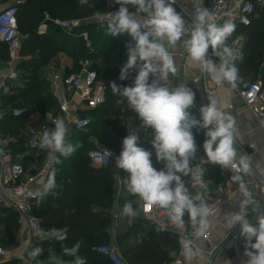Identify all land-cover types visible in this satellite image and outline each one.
<instances>
[{"label": "clouds", "instance_id": "9594fccd", "mask_svg": "<svg viewBox=\"0 0 264 264\" xmlns=\"http://www.w3.org/2000/svg\"><path fill=\"white\" fill-rule=\"evenodd\" d=\"M80 3L91 7L89 0H80ZM192 3L194 12L191 13V22H188L173 7L176 0H109V7H119L108 13V34L112 37L127 34L130 37L125 45L127 61L120 68L118 79L124 81L135 72L132 86L118 85L115 81L109 86L114 95L127 101L141 121L137 130L128 132L123 139L116 167L128 173L125 180L129 193L138 197L145 206L167 210L177 227L184 225L187 214L191 223L197 226V237L217 227L227 232L239 226L244 237L243 256L246 258L241 264H264V204L253 192L241 183L235 200L237 210L221 214V209L210 207L199 191L191 194L183 179L191 176L194 182L205 188L202 178L206 164L238 168L245 173L251 170L250 157L239 154L236 147L239 131L234 117L216 99L209 98L207 105L199 108L201 118L197 120L189 111L195 106L193 90L184 85L173 86L169 79L170 74L177 71L171 49L178 43L184 49L189 64L206 73L211 83L234 89L240 79L235 62L242 60L243 55L227 43L236 25L230 21L218 25L203 4L197 0H192ZM96 19L102 20V17ZM212 57L218 58L219 62ZM52 123L54 129L42 130L40 147L47 149L49 158L59 163L57 153L67 158L77 150V146L66 142L69 128L64 119L58 118ZM193 128L205 130L204 156L195 169L191 162L196 158L198 144ZM148 129L152 130L150 144L156 161L163 164L159 170L154 167L152 151L141 146L139 132ZM233 179L239 181L240 177ZM55 186L53 171L36 194L43 199ZM133 203L128 201L123 208L129 222L139 215ZM250 212L257 215L255 225L249 222ZM46 235L59 242L67 239L66 231L56 228ZM189 244L184 242L186 251L190 253ZM81 245L82 241H77L70 248L63 247L64 254L75 257L74 264H86L85 259L78 255ZM42 252L41 247L27 251L29 259L25 264L36 261ZM50 262L61 264L54 253L50 255Z\"/></svg>", "mask_w": 264, "mask_h": 264}, {"label": "trees", "instance_id": "16d2710c", "mask_svg": "<svg viewBox=\"0 0 264 264\" xmlns=\"http://www.w3.org/2000/svg\"><path fill=\"white\" fill-rule=\"evenodd\" d=\"M0 1L7 2L8 0ZM18 1L16 21L18 32L22 36L20 54L29 57L14 64L21 84L12 86L8 93L1 96L4 106L10 105L13 110L21 111L19 115L10 113L0 118V139L11 137L14 140L9 144L10 150L13 153L25 150L27 137L22 126L29 115L33 113L56 114L59 111L58 102L52 95L50 84L43 72L50 62L56 61L59 54L65 55L70 60V68L66 69L67 74L76 72L82 60L90 59L97 77L104 84L105 102L90 111L91 114L97 116L99 126L88 134H91L98 142L104 140L105 143L113 145L114 139L110 137L109 131L116 133L123 140L127 136L125 135L127 129L130 131L137 129L141 124L138 114L129 107L124 98L114 95L109 86L112 81L118 85H133L135 72L124 81L118 79L120 68L127 61L125 45L130 40L127 34L112 37L107 32V22L102 26L96 25V29H92L95 24L92 21L84 23L71 34L51 23H48L45 32L38 31L45 15L50 18L87 19L98 13L118 9L119 5L109 7V0H89L91 7L81 4L80 0ZM234 24L236 28L227 41L228 45L231 46L233 38L239 33L244 36L243 47L238 50L242 53L243 59L235 62L240 77L235 89L240 90L257 79L264 83V66L262 65L264 8L255 4L248 24L239 22H234ZM84 31L89 34L92 41L93 50L91 52L84 47L81 37ZM209 56H211V48ZM0 59L4 62L9 61L8 50L3 43H0ZM215 60L219 62L216 57ZM189 111L197 120L201 118V114L196 111L195 107ZM94 122L87 130H90ZM86 131L74 129L72 136L66 138V142L76 145L77 150L67 158L58 153L57 157L60 162H55L48 174L49 177L53 171L55 172L56 186L43 199L37 198L36 214L41 217L43 227L64 230L67 239L62 242L54 237L42 240L33 244V247H27L26 256L27 251L41 247L42 254L32 262L54 264L47 259L54 253L55 256L74 263L75 257L64 254L63 247L70 248L77 241H82L78 255L85 259L86 264H111L106 256L99 254L95 249L100 245L113 246V244L120 256L129 264L172 263L177 257L178 236L146 219L140 211L139 198L128 192L126 184L117 196H112L116 175L106 167L93 168L90 166L88 152L92 149V143L87 140L88 134L84 133ZM192 131L198 144L196 158L191 162V166L195 169L200 158L204 156L202 144L205 140V130L193 128ZM143 137L141 146L152 151L151 158L154 167L158 170L163 168V164L156 161L154 149L150 144L152 130L144 131ZM99 143L106 146L103 142ZM204 168L206 171L202 179L206 187L203 189L207 191H213L218 184L228 178L226 169L220 165L206 164ZM117 176L127 178L128 173L119 169ZM183 179L189 192L196 194L198 189L190 185L191 176L183 177ZM128 201H133L134 208L139 212V215L131 222H129L130 218L123 213L124 205ZM112 212L115 213L114 219L117 218V221L120 216L126 218L125 223L118 224L116 221L118 225L114 231V242H111L109 235V227L114 220ZM17 221L16 211L0 203V241L3 247L15 243L14 229ZM184 221L190 226L191 221L187 214ZM237 243L244 251V237L241 232L238 233ZM1 264L13 263L6 261Z\"/></svg>", "mask_w": 264, "mask_h": 264}, {"label": "built area", "instance_id": "2783aa9c", "mask_svg": "<svg viewBox=\"0 0 264 264\" xmlns=\"http://www.w3.org/2000/svg\"><path fill=\"white\" fill-rule=\"evenodd\" d=\"M18 2V0H8L6 4L0 8V43H3L7 47L9 56L8 64L10 65L17 64L18 61L22 59L25 60L29 57L20 54V38L22 36L18 32L16 21V4ZM197 3L203 4V7L210 10L218 25H223L228 21L232 23L239 22L248 24L255 4L264 8V0H208L206 2L204 0H197ZM173 7L188 22H191V13L194 12V6L187 9L182 3L176 0V4H174ZM116 10L117 9L98 13L87 19L50 18L48 15H45L38 27V31L40 33L45 32L48 23H51L62 31L71 34L75 29L86 22L88 23L95 20L101 25L105 24L109 19L108 13L115 12ZM96 17H102V20H98ZM81 37L84 47L88 52H91L93 50V45L89 34L84 31L81 33ZM92 64L90 59H84L81 61L78 70L70 74L66 73V69L70 68V65L61 63L56 65L54 62H50L46 66L49 75L52 77L49 83L50 89L52 95L58 102L59 111L56 114L48 113L43 121L35 127L30 126L29 137L26 140L28 150L45 155L44 162L36 173L27 174L22 165L12 161L9 154L0 153V202H5L6 205L16 211L18 215L17 226L14 229L16 239L14 244L15 247L22 246L26 249L35 243L50 238L46 233L53 228H44L41 217L36 214L38 196L36 194L37 190L34 188L33 184L39 176L44 178L48 177L49 172L55 164V160L49 158L47 149L40 147V137L42 136V130L44 128L49 130L54 129L55 126L52 121L58 118L64 119L66 125L75 130L86 131L92 125L94 118L91 116L90 111L96 109L105 102L104 84L97 77L96 70L92 68ZM262 65L264 66V51L262 53ZM61 72H64V74ZM3 74V77H6L8 80H17V72L14 69L7 71L6 74L3 69H0V76ZM151 79L150 77L149 82H151ZM197 80L198 79H194L193 83H196ZM207 82H209L210 85H207ZM204 83L205 102L201 106L207 105L209 98H214L218 102L217 90L222 85L211 83L206 73H204ZM237 94L241 98L244 106L257 119L259 127L264 131L263 81L257 79L246 88L237 90ZM229 108L231 109L232 106H229ZM12 113L14 115H19L21 111L19 109H14ZM2 117L3 116L0 115V118ZM90 142L93 144L92 149L88 153L90 166L93 168L106 167L111 172L115 174L118 173L119 168L116 167L115 161L120 153H115L112 149L99 143L96 139H91ZM236 147L239 154L247 155L246 149L238 144ZM56 156H58V153ZM225 169L228 175L227 183L228 185L230 184L229 186L226 187L225 184L218 185L213 191H201L205 202L210 207L216 208L225 203L229 198L236 196L239 192L241 183L245 184L248 189H250L251 186H253V188L258 186L264 200V172L259 173L260 179L258 183H255L249 180L246 177V173L240 171L238 168ZM236 176L240 177L239 181L233 179ZM190 185L196 188L199 184L194 182L191 178ZM139 208L146 219L155 222L159 227L163 228L156 217V212L159 208L145 206L141 201H139ZM113 223H115V219ZM196 230L197 226L191 223L190 226L178 236V251L176 258L182 264H188L193 254L198 251L197 243L199 241L208 242L210 240L211 229L200 237L196 236ZM229 234L232 235L234 239L237 238V234H233V231L230 230ZM185 241L190 242V253L185 249ZM112 242L114 241L112 240ZM95 250L99 254L106 256L111 264H129L120 256L114 244L113 246L100 245L96 247ZM6 254V249L0 246V257ZM19 259L25 260V257L21 255ZM244 259L246 258L244 257Z\"/></svg>", "mask_w": 264, "mask_h": 264}, {"label": "crops", "instance_id": "0c3cea01", "mask_svg": "<svg viewBox=\"0 0 264 264\" xmlns=\"http://www.w3.org/2000/svg\"><path fill=\"white\" fill-rule=\"evenodd\" d=\"M178 1L182 3V5L187 9L193 7L192 0H178ZM237 36L238 39L242 41L241 47L240 45L237 46V40L231 43V47L240 50L243 47L244 36L241 33H239ZM233 45H236V47ZM171 51L175 59L177 71L175 74L172 75L170 74L169 79L172 82L173 86L184 85L190 87L193 90V92L195 93L194 107L199 110V107L205 102L203 87L206 82L204 83V73L199 72L197 69L193 68L189 64L186 53L179 43L175 46V48L171 49ZM212 58L215 60V57ZM52 62H54L56 65L59 63L70 65L69 58L62 54H59L56 58V61L54 60ZM0 69H3L5 74L7 73V71H10L12 69L18 72L14 68V65H10L8 64V62H4L1 59H0ZM43 72L47 81L50 83L52 77L49 75L47 67L44 68ZM61 73L64 74V72ZM3 76L4 74L0 76V83L1 86H3L0 87V90H2V93L4 94L8 93L12 86L21 84L18 78L17 80L12 81V80H8L6 77ZM194 79H198L196 83H193ZM207 85H210V83L207 82ZM217 98H218V104L236 120L237 128L239 131L237 144L243 147L244 149H246L247 155L250 157L251 170L250 172L246 173V177L249 180L258 183L260 179L259 173L264 172V131L259 127L257 119L254 117V115L242 103L241 98L237 94V89L235 88L233 89L228 85H222L217 90ZM229 106H232V108L230 109ZM12 112L13 109L10 107V105L4 106L0 96V115L7 116ZM43 119L44 117L40 113H33L29 115V117L23 123L22 126V130L25 136L27 137L26 139H28L29 137L30 126L35 127L37 124L43 121ZM11 142H14V140H12L11 137L0 139V153L9 154L12 161L14 163L22 165L27 174L36 173L43 164L45 155L39 154L34 151H30L26 148V146H25V151L13 153L9 148V144ZM35 156L40 157L42 161L38 160ZM115 175L117 178L116 183H118L120 177L117 176V173ZM227 180L228 178L225 180L226 187L230 185V184L228 185ZM46 181L47 178L39 176L35 180L33 186L36 190H41L43 184L46 183ZM196 189H198L200 193L201 191L205 190L199 187V185L198 187H196ZM249 190L253 192V194L256 196L257 199L261 201L262 204L264 203L261 190L258 186H256L255 188L251 186ZM237 197L238 194L236 196L229 198L227 201H225V203L219 205L216 208L221 209V214H223L226 211H236L237 209L235 207V200ZM1 205L8 207L5 202L1 203ZM112 213H113L112 217L114 219L115 213L114 212ZM156 217L160 222V224L163 226V228L160 227L161 229L171 233H175L177 236H179V234L183 233L189 227L185 221L182 227H177L170 220L165 209L159 208L158 211L156 212ZM248 219L252 221L251 223L257 222V215L255 213L250 212ZM231 231H233V229ZM237 238H238V234H237ZM237 238L234 239L232 235L229 234V231L225 232L219 227L211 229L210 240L208 242L199 241L197 243L198 251L193 254L188 264H241V261L244 260V257H243V251L238 246ZM14 244L3 247L4 249H6L7 254L3 257H0V264L6 261L12 262L13 264H25V260H28V257L26 256L27 248L25 249L22 246L15 247ZM21 255L25 257V260L19 259V256ZM58 257L60 259L62 258L60 256ZM30 264H38V263L30 261ZM170 264H182V263H180V261L177 258H175V260H173V262Z\"/></svg>", "mask_w": 264, "mask_h": 264}, {"label": "rangeland", "instance_id": "374dc122", "mask_svg": "<svg viewBox=\"0 0 264 264\" xmlns=\"http://www.w3.org/2000/svg\"><path fill=\"white\" fill-rule=\"evenodd\" d=\"M6 2H3V1H0V8H2L3 6H4V4H5ZM92 23H95L94 24V26H92V29H96V27L97 26H102L101 24H99L98 22H96L95 20H93L92 21ZM97 25V26H96ZM235 40H237V46L238 45H240V47H241V44H242V41L240 40V39H238V36H236L235 38H233V40H232V42H234ZM231 42V43H232ZM233 46H235L236 47V45H233ZM17 78L19 79V76H18V72H17ZM0 87H3V86H1V83H0ZM0 92H1V95L0 96H2V95H4V93H2V90H0ZM3 97V96H2ZM43 115V114H42ZM47 116V114H44L43 115V117H46ZM91 116L95 119V122H94V124H93V126L90 128V130H87L86 132H84V133H86V134H88L90 131H94V130H96L97 129V127L99 126V124H98V121H97V116L95 115H93V114H91ZM69 128V132H68V135H67V137L66 138H68V137H71L72 136V134H73V130L74 129H72L71 127H68ZM137 129L135 128V130H133V131H136ZM128 132H132V131H130V130H126L125 131V135L127 134H129ZM109 134H110V137L112 138V139H114V142H113V145H110L109 143H105L104 142V140H101V141H99V142H103V143H105L106 144V146H109V148L110 149H112L115 153H120L121 152V150H122V141L123 140H121L120 138H119V136H117V134L116 133H113V132H111V131H109ZM124 134V133H123ZM143 134H144V131L143 130H141L140 132H139V136H140V138H144L143 137ZM91 139H95L94 137H92V135L91 134H88L87 135V140L88 141H91ZM92 145V147H93V144H91ZM121 145V146H120ZM91 147V148H92ZM90 150L91 149H89V152H90ZM25 151V150H24ZM88 152V153H89ZM38 160H41L42 161V159L40 158V157H37V156H35ZM120 177V176H119ZM126 177L125 178H119V182L118 183H116L115 185H114V187H113V189H112V196L113 197H115L116 195H118L123 189H124V187H125V184H126ZM225 184V181L223 182V183H221V184H218V185H224ZM217 185V186H218ZM113 219V218H112ZM119 220L117 221V218H115V223H113L114 222V220H112V222H111V225H110V227H109V235H110V240L112 239L113 240V237H114V231H115V228H116V225H118V224H120V223H125L126 222V218L125 217H122V216H120V218H118ZM116 221H117V223H116ZM111 233H112V236H111ZM0 246L1 247H3V244H2V242L0 241ZM5 246V245H4ZM60 261H61V264H74L73 262H71V261H67V260H64L63 258H59L58 256H56ZM48 260H50V258H47ZM54 263V262H53Z\"/></svg>", "mask_w": 264, "mask_h": 264}, {"label": "water", "instance_id": "95a60500", "mask_svg": "<svg viewBox=\"0 0 264 264\" xmlns=\"http://www.w3.org/2000/svg\"><path fill=\"white\" fill-rule=\"evenodd\" d=\"M196 111L200 113L198 109H196ZM249 222L251 223L252 221L249 219ZM240 231H241V228L237 226L236 228L233 229V234H238Z\"/></svg>", "mask_w": 264, "mask_h": 264}]
</instances>
